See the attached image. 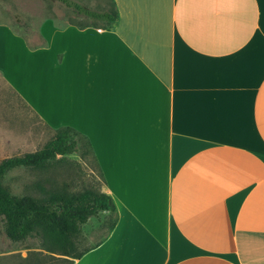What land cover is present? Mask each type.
Masks as SVG:
<instances>
[{
	"label": "crops",
	"instance_id": "0c3cea01",
	"mask_svg": "<svg viewBox=\"0 0 264 264\" xmlns=\"http://www.w3.org/2000/svg\"><path fill=\"white\" fill-rule=\"evenodd\" d=\"M111 26L0 24V74L89 141L114 223L72 264H264V0H110Z\"/></svg>",
	"mask_w": 264,
	"mask_h": 264
},
{
	"label": "rangeland",
	"instance_id": "374dc122",
	"mask_svg": "<svg viewBox=\"0 0 264 264\" xmlns=\"http://www.w3.org/2000/svg\"><path fill=\"white\" fill-rule=\"evenodd\" d=\"M91 9L112 7L110 0H76ZM50 17L58 25L66 23L100 24L105 21L77 13L62 0H0V24H8L28 38L30 44L42 43L40 22ZM54 129L43 124L28 109L24 100L0 74V160L41 148ZM75 151L57 155L43 167H20L9 171L3 184L15 193L38 195L41 185L47 188L80 192L85 188L103 189V177L87 140L81 134ZM113 214L100 211L81 224L72 252L101 239L110 226ZM70 255L48 252L33 237L10 239L0 222V264H66Z\"/></svg>",
	"mask_w": 264,
	"mask_h": 264
},
{
	"label": "trees",
	"instance_id": "16d2710c",
	"mask_svg": "<svg viewBox=\"0 0 264 264\" xmlns=\"http://www.w3.org/2000/svg\"><path fill=\"white\" fill-rule=\"evenodd\" d=\"M62 1L73 7L77 13L105 21L106 27L111 26L117 18L113 1H110L112 7L102 10L91 9L76 0ZM78 135L80 132L74 127L60 125L54 128L52 137L41 148L6 156L0 160V222L10 239L33 237L48 252L71 257H79L92 247L86 246L72 252L76 235L81 231V224L90 216H97L100 211L115 210L113 199L108 193L90 188L70 192L41 185L40 193L34 195L12 192L3 184L5 175L14 168L43 167L57 155L75 151ZM87 144L92 151L88 140ZM114 220L113 217L109 228ZM72 262V259H68L66 264Z\"/></svg>",
	"mask_w": 264,
	"mask_h": 264
}]
</instances>
